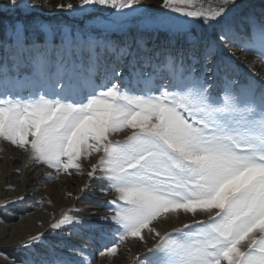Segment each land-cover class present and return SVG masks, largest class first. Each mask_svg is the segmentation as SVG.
Masks as SVG:
<instances>
[{
  "label": "rangeland",
  "instance_id": "1",
  "mask_svg": "<svg viewBox=\"0 0 264 264\" xmlns=\"http://www.w3.org/2000/svg\"><path fill=\"white\" fill-rule=\"evenodd\" d=\"M95 61L103 87L83 100L32 91L33 78L60 91L58 73L90 75ZM0 78V147L64 178L109 174L116 193L94 237L56 228L31 258L3 246L0 258L95 264L100 246L130 264L134 251L146 264H264V0H0ZM37 198L0 208V225L39 212ZM171 216L180 226L156 232Z\"/></svg>",
  "mask_w": 264,
  "mask_h": 264
},
{
  "label": "bare ground",
  "instance_id": "2",
  "mask_svg": "<svg viewBox=\"0 0 264 264\" xmlns=\"http://www.w3.org/2000/svg\"><path fill=\"white\" fill-rule=\"evenodd\" d=\"M19 66L23 67V64ZM92 69L93 72L90 75L84 74L81 76L73 71L72 74L75 73L68 80L62 71V73H58V85L60 87L64 86L60 91L58 90L57 84L52 85L47 78L44 79L43 83L37 82L33 78L31 81L32 91L37 92L40 89H45L49 93L62 97L70 96L74 101L83 100L103 87L96 80V72L98 70L96 61ZM5 80H3L4 82L0 80L1 87L6 88L10 84V78H6ZM13 145H8V143L4 144L3 142L0 147L2 148V154H0V208H6L14 203L24 202L29 204L30 200L38 201L37 197L43 201L44 205L39 212L30 216L27 215L28 217H24L17 224L0 225V247L21 249L31 258L30 252L36 251L37 245L44 241L45 234L52 229L67 227L66 231L76 236L78 240H82L84 238L86 239V237H94V230L96 232V228H106L108 226L107 221L98 223V220L109 215L104 209L106 204L111 203L110 199L112 196L116 194L110 188L104 187V184L101 183L104 178L112 180L111 175L107 174L104 177L103 175L97 176L96 181L92 179L93 174L85 181L78 180V178H81V175L78 174H74L75 179H71L69 176L64 178L57 169L48 165L47 162L45 163L40 156L33 158L19 157L18 151H16L15 147L13 148ZM19 153L21 152L19 151ZM85 160L83 159L81 161L83 165ZM88 166L92 167V163H89ZM74 184L77 185L76 188ZM194 221H198V219H188L185 224L190 225ZM179 224L180 222L174 220V217L171 216L165 222H161L160 224L156 223L153 225V228L156 227V232L161 234L168 231L171 227H174V225L180 226ZM150 227L151 225L142 233L144 241L147 242L146 244H148L149 235H151V229H153ZM192 227L193 225L189 226V228ZM131 245L133 244H129L128 247ZM96 247H99L96 250L101 253L97 255L95 264H130L128 260H122L121 257L119 258L120 260L111 257L107 260L108 257L105 253H102L103 250L100 246H91V250H95ZM132 248L135 247L132 246ZM137 254V251L136 253L135 251L133 252V260H138L139 262L137 264H146L140 261ZM167 254H169V251ZM160 261H154L151 264L164 263ZM59 263L71 264L64 260ZM0 264L13 263L0 258Z\"/></svg>",
  "mask_w": 264,
  "mask_h": 264
}]
</instances>
